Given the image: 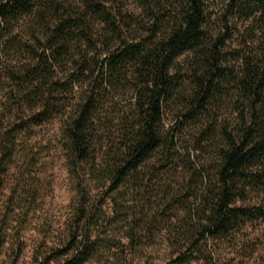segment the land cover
<instances>
[{"label":"trees","instance_id":"16d2710c","mask_svg":"<svg viewBox=\"0 0 264 264\" xmlns=\"http://www.w3.org/2000/svg\"><path fill=\"white\" fill-rule=\"evenodd\" d=\"M134 2L0 0V198L11 170L38 163L23 137L53 120L67 166L102 189L60 264L158 237L165 264H205L208 245L264 221V0H225L214 26L208 0ZM1 207L16 264L8 232L25 212Z\"/></svg>","mask_w":264,"mask_h":264},{"label":"rangeland","instance_id":"374dc122","mask_svg":"<svg viewBox=\"0 0 264 264\" xmlns=\"http://www.w3.org/2000/svg\"><path fill=\"white\" fill-rule=\"evenodd\" d=\"M224 2L208 0L210 19L214 21L212 26ZM129 3L135 5L134 0ZM120 97H115L114 101L118 102ZM61 138V125L57 120L34 127L30 137H23V142L35 154L37 165L28 167L22 175L11 170L4 179L0 213L8 196H12L16 206L25 212L21 214V220L11 222L14 229L8 232L12 239L10 245L14 249L18 245L22 247L16 264H60L51 257L54 250L62 246L73 228L80 231V208L96 200L102 192L99 185L85 180L82 169L73 170L67 166L60 147ZM257 202L264 205V191ZM104 231L109 238L117 240L121 236L120 225L116 223L107 225ZM156 241L153 248L138 254L128 253L127 249L122 253L99 249L85 264H165L174 258L162 237ZM12 251L6 245L3 247L0 264L11 263ZM206 253L209 257L205 264H264V221L245 225L239 234L226 242L208 245Z\"/></svg>","mask_w":264,"mask_h":264}]
</instances>
